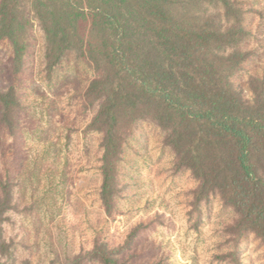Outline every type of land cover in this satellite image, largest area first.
I'll list each match as a JSON object with an SVG mask.
<instances>
[{
  "label": "trees",
  "instance_id": "16d2710c",
  "mask_svg": "<svg viewBox=\"0 0 264 264\" xmlns=\"http://www.w3.org/2000/svg\"><path fill=\"white\" fill-rule=\"evenodd\" d=\"M37 25L46 69L74 52L96 71L86 92L98 105L88 125L102 134L100 199L111 212L127 140L140 123L162 132L175 167L198 182L196 199L219 194L235 212L234 246L246 232L264 242V75L245 100L231 78L248 56L242 11L233 0H0V38L13 47L17 71ZM15 88L0 89V120L20 109ZM0 197V264L9 254L3 234L13 205ZM91 258L116 260L96 246ZM236 257L234 261H236ZM238 264V262H235Z\"/></svg>",
  "mask_w": 264,
  "mask_h": 264
},
{
  "label": "rangeland",
  "instance_id": "374dc122",
  "mask_svg": "<svg viewBox=\"0 0 264 264\" xmlns=\"http://www.w3.org/2000/svg\"><path fill=\"white\" fill-rule=\"evenodd\" d=\"M242 11L248 56L231 81L253 101L252 82L264 75V0H233ZM15 71L13 47L0 38V89L20 101L11 125L0 120V197L12 192L3 234L8 264H264V242L246 232L237 247L229 226L235 212L219 194L196 199L198 182L175 167L158 127L142 122L128 138L114 207L100 199L102 134L88 129L98 105L85 92L96 76L88 59L68 53L46 69L39 26ZM1 115V109H0ZM236 257V261H234Z\"/></svg>",
  "mask_w": 264,
  "mask_h": 264
}]
</instances>
